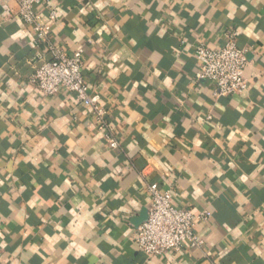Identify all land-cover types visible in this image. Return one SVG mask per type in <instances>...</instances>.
Returning a JSON list of instances; mask_svg holds the SVG:
<instances>
[{"label":"crops","instance_id":"obj_1","mask_svg":"<svg viewBox=\"0 0 264 264\" xmlns=\"http://www.w3.org/2000/svg\"><path fill=\"white\" fill-rule=\"evenodd\" d=\"M53 43L82 49L108 111L30 84L44 44L0 0V264H264V0H44ZM238 32L244 94L197 80L199 45ZM119 146L109 147V136ZM191 208L202 245L147 258L149 187ZM145 216V218H144Z\"/></svg>","mask_w":264,"mask_h":264},{"label":"built area","instance_id":"obj_2","mask_svg":"<svg viewBox=\"0 0 264 264\" xmlns=\"http://www.w3.org/2000/svg\"><path fill=\"white\" fill-rule=\"evenodd\" d=\"M44 0H18L19 15L26 25L36 33V43L44 44L49 58L42 56V63L35 68L30 84L42 94L51 96L60 89L74 93L78 100L90 108L100 129L108 130V111L100 102L97 93H91L84 81L82 67V49L67 52L57 47L50 36L52 25L57 16L52 9L49 20H40L37 6ZM225 42L219 48L199 45L195 49L199 61L196 79L209 80L214 83L216 97L244 94L249 88L245 70L249 65L248 50L238 45V32L230 28L224 33ZM119 146L118 139L109 136V147ZM150 204L148 217L135 231L134 239L147 258L179 251L185 242L200 247L202 241L195 232L198 219L205 215H196L191 208H178L173 205L169 192H161L156 185L149 187Z\"/></svg>","mask_w":264,"mask_h":264},{"label":"water","instance_id":"obj_3","mask_svg":"<svg viewBox=\"0 0 264 264\" xmlns=\"http://www.w3.org/2000/svg\"><path fill=\"white\" fill-rule=\"evenodd\" d=\"M145 215H147V217H148V213L147 214L145 213ZM144 218H145V216H144Z\"/></svg>","mask_w":264,"mask_h":264}]
</instances>
